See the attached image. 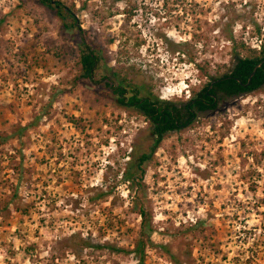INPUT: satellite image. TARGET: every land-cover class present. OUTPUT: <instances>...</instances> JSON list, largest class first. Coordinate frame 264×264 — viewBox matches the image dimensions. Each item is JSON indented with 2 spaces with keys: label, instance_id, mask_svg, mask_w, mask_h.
<instances>
[{
  "label": "rangeland",
  "instance_id": "374dc122",
  "mask_svg": "<svg viewBox=\"0 0 264 264\" xmlns=\"http://www.w3.org/2000/svg\"><path fill=\"white\" fill-rule=\"evenodd\" d=\"M64 1L129 96L184 103L264 44V0ZM78 54L51 13L0 0V264H136L122 173L151 126L103 84L75 82ZM198 116L147 162L138 203L175 260L155 247L145 264H264V86Z\"/></svg>",
  "mask_w": 264,
  "mask_h": 264
},
{
  "label": "trees",
  "instance_id": "16d2710c",
  "mask_svg": "<svg viewBox=\"0 0 264 264\" xmlns=\"http://www.w3.org/2000/svg\"><path fill=\"white\" fill-rule=\"evenodd\" d=\"M22 1L31 2L33 5H36L51 13L59 22L60 30L64 37L68 38L69 36L76 35L79 38L78 64L80 69L75 82H78L82 85H95L98 83L103 84L106 88H109L111 95L116 98V101L120 105L131 110L135 109L141 112L150 124V135L152 140L149 141L151 144L149 152L144 151L138 153L136 148H134V152L131 155L132 158L127 163V169L122 173L123 180L127 181L130 185V189H133L135 192L133 199L135 207H137V214L141 219L140 230L137 239L134 242L133 249H131L129 252L133 256L136 264H145L146 250L149 248L158 247L162 250H165V252L174 261L175 258L168 251H166V245H157L152 241V234L154 232L152 217L147 212L145 207L138 203V201L145 195L142 177L144 175L147 162L152 158L153 153L162 143L166 134L171 133L170 131H181L176 123H182L180 119L182 116H184L183 110L186 109L184 112L190 111V109L204 111L207 107L196 102V104H187L186 107L180 108L171 106V110L167 111L164 110L160 104H158L159 101L157 99L152 100L150 96L140 97L136 93L129 96L127 94V89L122 85V83H115V79L121 77L120 70L118 71L116 68L107 67L108 63L105 56L102 54V51L96 48L94 43L89 39V37L86 36V31L80 27L73 4H67L64 0ZM119 1L120 0H115L116 3ZM258 31L259 30H257V32ZM106 42L108 45H110L113 43V39L109 38ZM137 46L138 44H136V47ZM261 46L262 48H260L259 51H255L253 49L250 51L252 54L246 56H241L239 52L235 51L234 64L230 68L229 72L223 76L211 78L212 80L209 82L227 77L226 79L221 80L219 83L214 84L213 92H217L219 94V98L231 97L233 95L237 96V94L241 92H254L264 86V62L256 70L255 74L251 78L249 87L242 88L241 85L236 81L237 79L242 83H246L247 78L252 72L254 66L264 60V44H261ZM238 47L240 49L248 50L243 43H240ZM118 53L119 55L124 56L123 51H119ZM103 70L110 72L109 75H100V72ZM121 80L124 82L125 78L121 77ZM205 90L206 88L203 86L197 92H194L191 98H193L195 95L198 97H205ZM153 166L155 167L156 163ZM198 226L199 223H195L190 227V231L196 229ZM105 248L116 253L126 252L124 249L118 247L107 246ZM190 256L191 254L189 253V257Z\"/></svg>",
  "mask_w": 264,
  "mask_h": 264
},
{
  "label": "flooded vegetation",
  "instance_id": "af4514ba",
  "mask_svg": "<svg viewBox=\"0 0 264 264\" xmlns=\"http://www.w3.org/2000/svg\"><path fill=\"white\" fill-rule=\"evenodd\" d=\"M210 84H211V82H209L208 84L206 83L204 85V87L206 88V90L204 92V94L206 95L205 97L204 96L198 97L196 95L193 98L189 97L188 100H189L190 103L188 101H186L184 103L183 102L182 103H178V105H177V103H175V102L159 101L158 104H160L164 110L170 111L171 110V106L180 108V107H186L187 104H196V102H198L199 104L204 105L205 107H207L206 110H204V111L213 110V109L216 108L220 98H219V94L217 92H213L214 85L209 89V85ZM241 87L242 88H247V87H249V85L248 86H242L241 85ZM244 93H246V92H241V93L237 94V96H241ZM165 105H167V106H165ZM184 111H186V109L183 110V115L184 116H182V118L180 119V121L182 123H178V122L176 123L180 129H184V128H187V127L191 126L195 121L198 120V118H199L198 115L201 114L202 112H204V111H199V110H196V109H194V110L190 109V111H187V112H184ZM144 118H145V116H144ZM170 132H173V131H170Z\"/></svg>",
  "mask_w": 264,
  "mask_h": 264
},
{
  "label": "water",
  "instance_id": "95a60500",
  "mask_svg": "<svg viewBox=\"0 0 264 264\" xmlns=\"http://www.w3.org/2000/svg\"><path fill=\"white\" fill-rule=\"evenodd\" d=\"M263 62H264V60L261 61V62H259V63H257V64L254 66L252 72L249 74V76H248V78H247V82H246V83H242V82H240V81L237 80V79H236V81H237L240 85H242V86H248V85L250 84L251 78L253 77V75L255 74L256 70L262 65ZM226 78H227V77L212 81L211 84L209 85V89H210L214 84H217V83H219L221 80H224V79H226Z\"/></svg>",
  "mask_w": 264,
  "mask_h": 264
}]
</instances>
